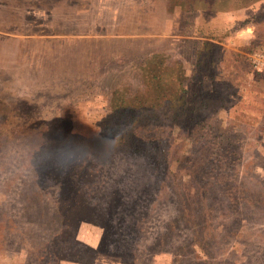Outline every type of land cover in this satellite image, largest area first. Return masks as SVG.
Wrapping results in <instances>:
<instances>
[{
    "label": "rangeland",
    "instance_id": "1",
    "mask_svg": "<svg viewBox=\"0 0 264 264\" xmlns=\"http://www.w3.org/2000/svg\"><path fill=\"white\" fill-rule=\"evenodd\" d=\"M200 41L220 46L203 85L223 101L215 118L228 130L215 153L234 148L227 169L241 198L224 201L212 181L211 222L201 208L188 223L166 193L194 188L175 161L193 148L185 129H164L174 159L164 187L159 161L121 155L105 133L119 93L148 94L144 75L177 67L195 92L196 57L211 56L196 53ZM254 52L264 53V0H0V264H264Z\"/></svg>",
    "mask_w": 264,
    "mask_h": 264
},
{
    "label": "trees",
    "instance_id": "2",
    "mask_svg": "<svg viewBox=\"0 0 264 264\" xmlns=\"http://www.w3.org/2000/svg\"><path fill=\"white\" fill-rule=\"evenodd\" d=\"M202 43L199 42L196 53L205 55L211 53V56L208 59L196 57L194 77L200 79L201 86L198 85L195 92H188L185 89L184 79H191L185 74V71L177 67H166L165 73L162 75L161 73L153 76L144 75V84L149 92L142 99L134 98L130 91L128 93L121 92L118 95L122 94L124 97L127 94V97L123 98L119 105L109 107L108 104L107 107L108 119L105 136L112 137V145L120 149L121 151L118 153H123L121 154L123 156L130 158L136 155L146 158L150 163H154L153 160L159 161L157 167L162 171L159 187H164L169 182L168 176L170 177L172 170L168 171V168L170 162L172 163L174 160L172 155H169L173 154L171 149L165 153L168 155H163L164 129L179 126L185 129L188 136H191L190 139L193 144L191 153L183 157L185 159L175 161L179 165L182 164L183 169L193 177L194 188L187 191L178 187L172 192H166L177 205L181 206L182 215L188 223H190L189 217L192 220L194 213L200 211L201 208H204L206 218L209 221L212 219V216H209L212 205L207 202L209 200L207 191L210 190L212 181L219 183L223 189H226L227 195L224 196V201H231L235 205L236 201L241 198L240 194L235 193L234 176L232 178V173L228 172L227 169L229 165L227 163L234 155V148L228 149L230 155L215 153L219 145L221 146L220 137L227 135L228 130L225 126L218 124L215 118L219 109L224 105L223 101L218 98L214 89L210 87L206 89L203 85V80H209L207 83H211L214 76L213 67L216 65L213 50L220 48V46L212 42H204V45ZM152 58L153 56L138 66L143 70L141 71L142 77L143 72L149 73L151 71L150 62ZM153 59L155 60V58ZM168 73L170 75L165 79ZM186 92L188 93L186 94ZM186 96H192L193 106L191 109L188 106ZM186 117H190L188 123L184 121ZM214 153L216 156L212 157ZM228 188H232V190L229 192ZM56 214L58 213L56 212ZM53 215L56 216L54 212ZM60 223L62 224V222ZM174 223L175 220L170 221L171 225Z\"/></svg>",
    "mask_w": 264,
    "mask_h": 264
},
{
    "label": "built area",
    "instance_id": "3",
    "mask_svg": "<svg viewBox=\"0 0 264 264\" xmlns=\"http://www.w3.org/2000/svg\"><path fill=\"white\" fill-rule=\"evenodd\" d=\"M250 62L253 67L259 71L264 73V53L263 52H254L250 55Z\"/></svg>",
    "mask_w": 264,
    "mask_h": 264
},
{
    "label": "bare ground",
    "instance_id": "4",
    "mask_svg": "<svg viewBox=\"0 0 264 264\" xmlns=\"http://www.w3.org/2000/svg\"><path fill=\"white\" fill-rule=\"evenodd\" d=\"M247 35L250 33V29L247 31V32H245Z\"/></svg>",
    "mask_w": 264,
    "mask_h": 264
}]
</instances>
